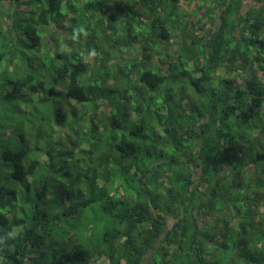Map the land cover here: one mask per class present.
<instances>
[{"label":"trees","instance_id":"trees-1","mask_svg":"<svg viewBox=\"0 0 264 264\" xmlns=\"http://www.w3.org/2000/svg\"><path fill=\"white\" fill-rule=\"evenodd\" d=\"M0 264H264V0H0Z\"/></svg>","mask_w":264,"mask_h":264},{"label":"rangeland","instance_id":"rangeland-1","mask_svg":"<svg viewBox=\"0 0 264 264\" xmlns=\"http://www.w3.org/2000/svg\"><path fill=\"white\" fill-rule=\"evenodd\" d=\"M249 1H251V0H249ZM6 180H7V179H6ZM6 180H5V181H6ZM7 184L12 186V185H15L16 182L14 181V179L9 178L8 181H7ZM108 188H109V190H113V188L111 187V185H109ZM120 191H121V190H120ZM118 196H119V198H120L121 193H120V195H118ZM50 198H51V197H50ZM93 206H95V205H92V208H93ZM97 206H98V205H97ZM122 207H124L123 204H117V205H114V206H113L114 209H120V208H122ZM86 209H90V207H88V208H86ZM69 224H70V223H67V224H66V227H67ZM57 233L60 234L59 232H57Z\"/></svg>","mask_w":264,"mask_h":264}]
</instances>
